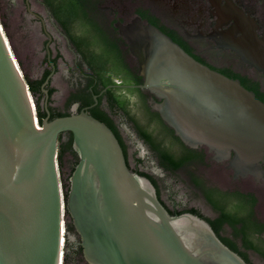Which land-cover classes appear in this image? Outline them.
I'll use <instances>...</instances> for the list:
<instances>
[{"label": "water", "instance_id": "obj_1", "mask_svg": "<svg viewBox=\"0 0 264 264\" xmlns=\"http://www.w3.org/2000/svg\"><path fill=\"white\" fill-rule=\"evenodd\" d=\"M120 30L137 60L140 88L160 100L152 108L174 135L218 162L233 152L236 176L256 173L264 156V103L140 18ZM50 79L40 124L0 23V264H62L67 214L89 264H247L205 220L170 215L150 180L129 169L106 124L85 110L49 120ZM64 133L72 134L78 157L67 196L58 168Z\"/></svg>", "mask_w": 264, "mask_h": 264}, {"label": "flooded vegetation", "instance_id": "obj_2", "mask_svg": "<svg viewBox=\"0 0 264 264\" xmlns=\"http://www.w3.org/2000/svg\"><path fill=\"white\" fill-rule=\"evenodd\" d=\"M39 1L50 25L33 13L30 0L24 3L41 21L45 36V68L36 81L46 72L47 78L51 76L45 86L48 94L54 90L48 107L54 108L57 87L53 81L61 75L69 89L64 110L70 114L80 109L88 114L102 112L122 147L127 166L152 178L150 182L168 212H196L193 215L205 220L223 244L247 264H264V156L256 173L236 176L231 167L233 152L218 162L206 148L191 149L174 134L177 148L167 137L154 135L145 121L151 120V115L158 116L152 120L169 127L152 108V103L160 100L140 88L143 78L137 60L120 30V26L140 18L197 61L239 80L264 103V0H50V9ZM55 9L62 14L63 25L55 18ZM70 13L78 14L82 22L70 21ZM41 90L43 93V85ZM43 95H39L37 107L46 110ZM143 133L160 141L161 150L181 163L177 170L165 168ZM66 134L69 141L71 134ZM72 156L73 168L78 157ZM169 177L182 185L183 194L172 191L166 181ZM80 241L75 229L67 232L62 264H89Z\"/></svg>", "mask_w": 264, "mask_h": 264}, {"label": "rangeland", "instance_id": "obj_3", "mask_svg": "<svg viewBox=\"0 0 264 264\" xmlns=\"http://www.w3.org/2000/svg\"><path fill=\"white\" fill-rule=\"evenodd\" d=\"M30 3L33 13L40 15L45 20L46 25H50L48 14L41 2L30 0ZM0 23L24 77L28 82H36L45 68V36L41 31V21L27 11L24 0H0ZM53 85L57 87L53 106L56 109L64 110L63 104L69 90L68 81L58 75L54 78ZM31 95L37 107V101H40V97L34 96L32 93ZM145 121L150 125V130L154 135H161L162 128L156 120L147 119ZM63 141H66V138ZM167 142L177 148L174 140L167 138ZM73 161L72 154L66 153L61 163L59 162L60 179L64 192H66L65 187L69 185L68 180ZM166 181L171 183L172 191L184 193L182 185L176 183L175 177H169ZM65 220L68 223L69 218L66 216ZM66 245L65 242L64 248Z\"/></svg>", "mask_w": 264, "mask_h": 264}, {"label": "trees", "instance_id": "obj_4", "mask_svg": "<svg viewBox=\"0 0 264 264\" xmlns=\"http://www.w3.org/2000/svg\"><path fill=\"white\" fill-rule=\"evenodd\" d=\"M43 2L50 9V0H43ZM54 16H55V18L58 21H60V23L62 25L64 24L63 23L64 20L62 19V14L58 11V9H55L54 10ZM78 16L79 15L76 14V13H70L69 14L70 21H74V20L81 21L82 19L81 20L79 19L81 17H78ZM82 24H84V23H82ZM47 76H48V72H46V74L43 76L42 79H40L39 81H36V82H28L26 80V78H25L30 93H32L34 96H39L40 95V96L44 97V95L42 93V90H41V87H42L43 83L45 82ZM53 91L52 90L51 91L49 90V102L50 103H51V96H52V92ZM48 110L50 112V118H49V120H54V119L59 118V117H65V116L71 115L70 113L67 112L68 109H66L64 111H60V110H58L56 108H53V107L49 106L48 107ZM80 111H81V109L78 110L77 112L79 113ZM89 114L91 116H93L94 118L98 119L99 121H101L102 123L106 124L105 121H104V119L102 118L103 117L102 112H97L96 114H94V113H89ZM37 116H38L39 123L42 124L43 121L47 117L46 110L43 107H37ZM151 117H152L151 119H156V118L158 119V116H154V115L152 116L151 115ZM160 126L162 128V133H161L160 136L163 137V139L165 137L170 138L172 140L175 139L173 137V134H174L173 131H171L169 128H167L166 126H164L163 123H161V122H160ZM66 136H67L66 133L61 134L59 136V139H58V143H59V147H58V161L59 162L62 161V159H63V157H64V155L66 153H71L73 155L76 154L74 152V150H73V147H72V134H71V137H70V140L69 141H63L66 138ZM143 137L146 138L147 141H148V143L152 146V149L155 151L157 157L160 159L161 163L165 166V168L171 169V171H175V170L178 169V167L180 166L181 163H177V162L173 161L168 156V154H166L164 151L161 150V146H160V143L161 142L160 141H157L155 139H152L150 136H148L147 134H144V133H143ZM175 140L178 141V139H175ZM77 163H78V158L76 159V162H75V164H74V166H73V168L71 170V174L74 171V168L77 165ZM71 174H70V176H71ZM138 175L141 176V177L147 178L150 181L152 180V178L148 174H146V173H142L141 172ZM65 188H66L65 195L67 196V190L69 189V185H67ZM191 213L192 214H196V212H191ZM170 215H172V216L174 215L175 216V215H181V214L180 213H170ZM66 216L69 218L68 223L66 224L67 232H73L74 231V227H73L72 221H71V219H70V217H69L68 214Z\"/></svg>", "mask_w": 264, "mask_h": 264}, {"label": "bare ground", "instance_id": "obj_5", "mask_svg": "<svg viewBox=\"0 0 264 264\" xmlns=\"http://www.w3.org/2000/svg\"><path fill=\"white\" fill-rule=\"evenodd\" d=\"M62 243H63V245H64V241H63V239H62Z\"/></svg>", "mask_w": 264, "mask_h": 264}]
</instances>
